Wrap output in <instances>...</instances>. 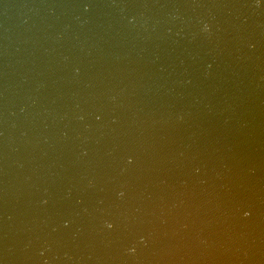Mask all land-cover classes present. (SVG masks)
<instances>
[{
	"label": "water",
	"instance_id": "water-1",
	"mask_svg": "<svg viewBox=\"0 0 264 264\" xmlns=\"http://www.w3.org/2000/svg\"><path fill=\"white\" fill-rule=\"evenodd\" d=\"M0 264H264V0H0Z\"/></svg>",
	"mask_w": 264,
	"mask_h": 264
}]
</instances>
